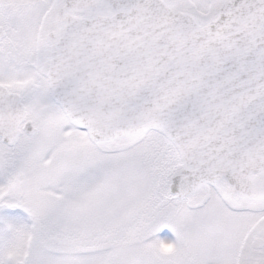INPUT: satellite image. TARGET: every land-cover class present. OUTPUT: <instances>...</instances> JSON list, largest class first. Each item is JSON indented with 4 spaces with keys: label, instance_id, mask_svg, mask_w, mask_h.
<instances>
[{
    "label": "snow or ice",
    "instance_id": "1",
    "mask_svg": "<svg viewBox=\"0 0 264 264\" xmlns=\"http://www.w3.org/2000/svg\"><path fill=\"white\" fill-rule=\"evenodd\" d=\"M0 264H264V0H0Z\"/></svg>",
    "mask_w": 264,
    "mask_h": 264
}]
</instances>
